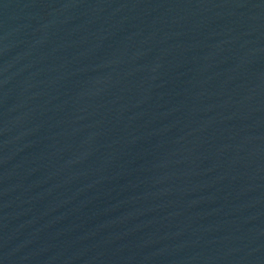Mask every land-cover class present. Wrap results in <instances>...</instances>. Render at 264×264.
<instances>
[{"label": "water", "instance_id": "1", "mask_svg": "<svg viewBox=\"0 0 264 264\" xmlns=\"http://www.w3.org/2000/svg\"><path fill=\"white\" fill-rule=\"evenodd\" d=\"M0 264H264V0H0Z\"/></svg>", "mask_w": 264, "mask_h": 264}]
</instances>
